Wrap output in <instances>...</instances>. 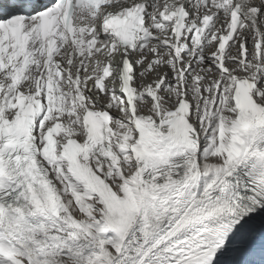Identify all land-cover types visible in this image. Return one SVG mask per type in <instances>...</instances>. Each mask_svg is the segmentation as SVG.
Instances as JSON below:
<instances>
[{"label":"snow or ice","instance_id":"snow-or-ice-1","mask_svg":"<svg viewBox=\"0 0 264 264\" xmlns=\"http://www.w3.org/2000/svg\"><path fill=\"white\" fill-rule=\"evenodd\" d=\"M0 264H264V0H0Z\"/></svg>","mask_w":264,"mask_h":264}]
</instances>
